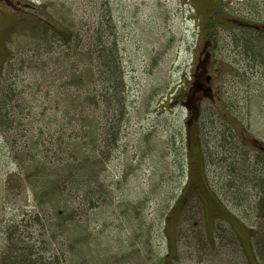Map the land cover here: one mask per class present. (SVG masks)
Masks as SVG:
<instances>
[{
	"label": "rangeland",
	"instance_id": "rangeland-1",
	"mask_svg": "<svg viewBox=\"0 0 264 264\" xmlns=\"http://www.w3.org/2000/svg\"><path fill=\"white\" fill-rule=\"evenodd\" d=\"M11 1L13 7L5 2L1 6L0 44L2 35L11 22L8 8H16L29 3V0ZM32 1L49 4L48 12L66 24H79L81 21L96 23L100 19L110 24L118 23L117 35L123 41L128 103L133 104L132 113L128 115V120L124 121L122 126L123 150L121 152L124 153L120 158L113 159L108 164L103 162L106 174L101 171L100 174L93 175L91 184L94 193L92 196L82 190H72V192H77L73 202L76 205L74 207L76 211L67 221L69 222L67 225L68 228L82 227L83 230L78 228V232L82 235V239L85 238L88 241L76 244L74 240L72 246L85 252H91V254L87 253L89 257L86 260L100 262L105 259L100 256L107 254L106 257L111 255L115 260H125L124 264H130L133 257L127 255L135 250H141L142 254H146L144 252L145 237H148L154 249L164 251L165 239L162 230L167 211L172 206L174 197L186 183V176L181 168V163L185 160L186 136L190 145L191 182L202 181L203 174H205L211 188L231 213L259 228L260 221L256 218L257 211L255 210V204L258 201L257 190L251 192L246 185V189H242L244 196L240 194L242 199L245 197L243 202L222 185L224 175L221 165L208 160L206 164H203L202 169L200 160L202 149L199 147L198 130L196 129L198 123L197 121L190 122V126L191 124H196V126L192 130L189 129V124H187L189 111L185 104L188 102L193 107V103L204 96L203 88L188 92L189 82H191L188 77L194 74L198 57L204 46L203 35L204 31H207L203 29L204 26L207 27L211 21H219L220 18L226 16L237 23L239 20H248L251 16L252 20L249 24L253 31L258 26L264 25L260 22L264 21V0H221L219 3L218 0H110L107 3H110L111 8L109 5L107 7L111 11L102 18L103 10L100 0ZM251 1L254 8H249L251 6L248 3ZM246 2L247 6L244 4ZM239 9L242 12L237 13ZM251 10L252 13H250ZM239 29L241 28L238 24L233 26L231 21H228L225 29L220 28L223 39L221 53L218 57L233 63L239 60L241 74L217 71L214 88L218 87V92H216L217 96H213L220 102L225 101L232 114L236 115L240 123L245 124L247 130L254 135L257 141H253L252 146L254 147L253 152H256V150H264V73L262 74L261 70L254 75L249 73L250 71L243 74L242 67L245 61L242 58L244 55L235 53V42H232L231 36L232 33L240 34ZM6 42L13 49V54L10 55L12 58L11 73L6 71L5 77L10 82L8 83L10 86L13 83L11 89H14L17 94L20 93L17 95V101L24 108L23 115L26 117L29 109L27 101L31 100L36 102V108L38 107L40 112L43 110V116L50 123L49 127L60 128L61 123L66 121V116L63 113V103L57 105L62 100L61 96L55 100V95L62 89V80L57 79L53 86L44 87L42 92L49 91L46 98L41 96V92L39 95L35 83L43 77V74L39 73L41 69H35L38 71L36 74L27 60L28 54L31 53L26 52V49L23 52L19 50L15 52L16 47L12 41ZM16 54L18 56L14 58ZM213 62L214 59L207 58L203 65L211 67ZM202 63L203 61L200 66ZM248 65L253 66L252 63ZM55 66L60 68L58 65ZM51 69L53 65H47L46 73ZM202 76V84L207 88V77L205 74ZM171 90L177 91L172 93L175 98L177 97L173 101L174 106L166 103L164 107L163 102L167 95L170 96ZM180 91L185 93L184 98L179 97ZM159 103L162 106H159ZM201 107L204 114L202 122L205 124L203 145L207 151L208 143L214 146L219 141L218 137H221L215 132L208 133L214 124L216 129L220 128L226 135H230L232 131H229L228 124L218 116L215 102L205 100ZM53 119L56 122L51 123ZM22 130L23 127L16 128L13 134L20 133ZM116 136L119 135L116 134ZM74 139L80 140L81 136L73 138L65 136L64 138L67 144H71ZM238 142L240 143L239 140ZM138 144L148 148L146 154H142L144 153L142 149L136 148ZM44 147L49 152V146ZM113 148L108 151L109 157L115 155ZM71 149L72 147L66 146L61 151V157L68 158L72 152ZM18 152L27 153L25 158H29L32 147L27 142V138L20 137L17 140L11 134L10 138L5 141L1 132L0 264L3 262L4 253L10 256L12 248L27 245L31 248V253L36 254L42 262H50L51 255H55L56 249H59L60 264H66V260L68 263L76 262L79 259L77 254L73 255L68 252L65 261L63 255L60 254V250H65V246L69 244L67 235L58 233L56 243L53 238L48 239L49 231L45 224L43 227L34 222L35 216L44 217L41 214V207L37 206L32 186L25 173L18 174L17 172L16 155ZM50 155L51 162H55L57 156L54 149ZM50 170V173L47 172L48 176L54 172V166ZM9 179L10 183L7 186ZM98 181L103 184L101 185ZM63 187L69 191L71 184L64 183ZM193 191L198 192V188ZM63 194L65 195V190ZM70 206L73 207L71 203ZM188 209L184 213L185 217L182 218L185 219L181 223L182 235L190 234L191 231L204 233L209 223L207 216L213 220L214 214L221 209V206L218 207L213 201L208 202L207 212L204 213L200 202L194 201ZM217 221L225 223L222 220ZM14 223L19 232L10 240L11 232L8 227H13ZM73 247L69 246V250ZM179 247L182 255L177 264H209L210 258L214 260V252H209L211 246L206 245L203 247L204 250L196 251L192 246L180 242ZM230 249L233 250V247ZM148 259V264H154V258L149 256ZM136 261H139V258H136Z\"/></svg>",
	"mask_w": 264,
	"mask_h": 264
},
{
	"label": "trees",
	"instance_id": "trees-1",
	"mask_svg": "<svg viewBox=\"0 0 264 264\" xmlns=\"http://www.w3.org/2000/svg\"><path fill=\"white\" fill-rule=\"evenodd\" d=\"M107 1L110 0H100L103 10L101 18L111 11L110 3ZM219 2L221 0H218ZM28 4L8 8L11 22L7 25L0 44V133L2 132L5 141L12 134L17 140L24 137L30 143L32 152L29 158H25L27 153L24 152H18L16 155L17 172L18 174L25 173L32 186L37 206L41 207V214L44 218L35 216L34 222L43 227L45 224L50 233H48V239L53 238L56 243L58 233L67 235L69 244L65 246V250H60L64 261L68 252L73 255L77 254L80 259L74 263H68L66 260V264H108V262L109 264H124L125 260H115L111 255L106 257V253V256H100V258L105 257L100 262L86 260L89 257L87 253L91 254V252H85L72 246L74 240L76 244L88 242L85 238L82 239V235L78 232V228L80 230L83 228L80 226L68 228L67 225L69 224L67 221L76 211L74 209L76 205L73 202L77 192H72V190H82L92 196L94 193L91 184L93 175L100 174L101 171L106 174L103 162L108 164L111 160L120 158L124 153L121 152L123 150L122 126L124 121L128 120V115L132 113L133 104L128 103L123 41L116 31V26L119 27V25L118 23L110 24L103 19L96 23L81 21L79 24H66L48 12L49 4L36 3L32 0H29ZM244 4L247 6V2ZM248 4L251 6L249 8H254L252 1ZM240 12L242 11L239 9L237 13ZM250 20H252L251 16L248 20H239L237 23L226 16L220 18L219 21H211L207 27L204 26L203 29H207L203 35L204 46L198 57L194 74L188 77L191 80L188 92L203 88L204 96L194 102L193 107L188 102L185 105L189 111L187 124L193 121L198 123L196 129L198 130L199 147L202 149L200 159L202 169L203 164H206L208 160L221 165L224 175L222 185L243 202L245 197L242 199L240 194L244 196L243 190L246 189V185L251 192L257 190L258 201L255 204V210L257 211L256 218L260 221L259 228L232 214L213 191L205 174H203L202 181L191 182L190 145L186 136L185 160L181 163L186 183L174 197V202L167 211L162 230L165 250L157 251L150 245L148 237H145L144 252L146 254H142L141 250L133 251L127 255L133 257L130 264H148L149 256L154 258V264H177L182 255L180 242L192 246L196 251L204 250L203 247L206 245L211 246L209 252L213 251L215 256L214 260L210 258L209 264H264V150L253 152L252 142L257 139L247 130L246 125L240 123V119L232 114L225 101L220 102L214 97L218 92V87L214 88L217 71L241 74L239 60L233 63L218 57L221 53L223 39L220 28L225 29L228 21H231L233 26L238 24L241 28L239 29L240 34L232 33L231 36L232 42H235V53L244 55L242 58L245 61L242 67L243 74L250 71L249 73L254 75L261 70L262 74L264 73V29L251 31ZM260 22L264 23L262 20ZM90 23L93 24L87 26ZM8 40L15 45V52L18 50L23 52L26 49V52L31 53L28 54L27 60L36 74H38L37 70L41 69L39 73L43 74V77L35 83L39 95L41 92V96L46 98L49 91L42 92L44 87L53 86L57 79L62 80V89L55 95V100L61 96L62 100L57 105L63 103V113L66 116V121L61 123L60 128L49 127L50 123L43 116V110L40 112L38 107L36 108V102L31 100L27 101L29 109L26 117L23 115L24 108L17 101V95L20 93L17 94L14 89H11L13 83L10 86L8 84L10 82L5 77L6 71L11 73L12 58L10 55L13 54V49L6 42ZM17 56V54L14 55V58ZM207 58L214 59L211 67L203 65ZM249 63L253 66L249 67ZM47 65H53V69L48 73H46ZM204 74L207 77V88L202 84ZM174 91L177 92L171 90L170 96L167 95L163 102L164 107L166 103L174 106L173 101L177 98L172 95ZM179 97L184 98L185 93L180 91ZM205 100L216 103L218 116L228 124L229 131L233 132L226 135L220 128L216 129L214 124L208 133L215 132L221 137H218L219 141L214 146L208 143L207 151L203 145L205 124L202 122L204 114L201 107ZM159 106L162 104L159 103ZM53 122L56 121L53 119L51 123ZM195 126L196 124H191V126L189 124V129L192 130ZM19 127H23L22 132L13 134ZM116 134L119 136L117 137ZM65 136L70 138L81 136V139H74L71 144H67L64 140ZM44 146H49V152ZM66 146L72 147L68 158L61 157V151ZM112 147H114L115 155L109 157L107 154ZM136 148L142 149L144 152L142 154L148 151L146 146L139 144ZM52 149L57 156L55 162H51ZM52 166H54V172L48 176L47 172L50 173ZM260 172L262 174L259 175ZM9 183L10 179L7 180V186ZM64 183L71 184L69 191L63 187ZM195 188H198V192L193 191ZM195 197L196 199H193ZM207 199L209 203L213 201L218 207L221 206L222 211L219 209L214 214L213 220L207 216L209 223L204 233L191 231L190 234L182 235L181 223L185 220L182 219L185 217L184 213L189 210L188 208L194 201H199L201 209L204 213L207 212ZM8 229L11 232V237H9L11 240L19 231L15 223ZM51 243L53 244V241ZM69 246L73 248L69 250ZM231 247L233 250L230 249ZM11 252L10 256L3 254L2 264H60L59 249H56L55 255H51L50 262L46 261V263L39 260L36 254H32L28 245L12 248ZM136 258H139V261H136Z\"/></svg>",
	"mask_w": 264,
	"mask_h": 264
},
{
	"label": "flooded vegetation",
	"instance_id": "flooded-vegetation-1",
	"mask_svg": "<svg viewBox=\"0 0 264 264\" xmlns=\"http://www.w3.org/2000/svg\"><path fill=\"white\" fill-rule=\"evenodd\" d=\"M4 2L7 3L10 7H13L12 6L13 2L11 0H0V13L2 11V8H1L2 3ZM26 5H29V4H26ZM258 29H264V25L258 26L256 29H253V31L258 30Z\"/></svg>",
	"mask_w": 264,
	"mask_h": 264
}]
</instances>
